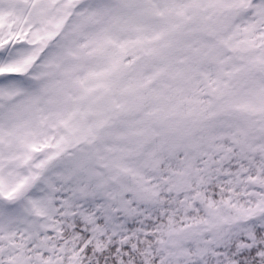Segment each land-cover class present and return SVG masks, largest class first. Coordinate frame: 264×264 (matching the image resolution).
<instances>
[{
	"label": "snow or ice",
	"instance_id": "6c2138e0",
	"mask_svg": "<svg viewBox=\"0 0 264 264\" xmlns=\"http://www.w3.org/2000/svg\"><path fill=\"white\" fill-rule=\"evenodd\" d=\"M0 264H264V0H0Z\"/></svg>",
	"mask_w": 264,
	"mask_h": 264
}]
</instances>
